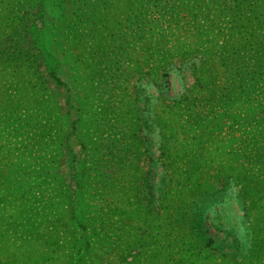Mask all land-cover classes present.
Wrapping results in <instances>:
<instances>
[{
    "label": "rangeland",
    "instance_id": "374dc122",
    "mask_svg": "<svg viewBox=\"0 0 264 264\" xmlns=\"http://www.w3.org/2000/svg\"><path fill=\"white\" fill-rule=\"evenodd\" d=\"M10 2L0 264H264V0ZM80 12L100 44L69 37ZM38 20L59 85L9 55Z\"/></svg>",
    "mask_w": 264,
    "mask_h": 264
},
{
    "label": "trees",
    "instance_id": "16d2710c",
    "mask_svg": "<svg viewBox=\"0 0 264 264\" xmlns=\"http://www.w3.org/2000/svg\"><path fill=\"white\" fill-rule=\"evenodd\" d=\"M20 3L21 0H11L10 6L13 8V10H15L16 9L15 5L18 6ZM26 13L27 12H25L24 14ZM23 18L24 16L23 17L21 16L18 17V19H16L15 16L14 19L16 20L14 21L13 32L10 34V37H14L15 35H18L19 33L18 30L21 28L20 26L22 24ZM37 23H39V20L34 21L32 25H29V28L32 29L31 36H34V40L38 41L35 43L36 45H34L36 46V49L33 48L32 51L28 54H25L23 48L20 50L17 49V51H12L9 55L12 57L11 60L14 61L15 64L21 63L22 65L25 62H28V68L32 69L31 74L37 76V80L40 79L43 80L45 83H48L50 79H52L53 81L56 82L57 85H59L61 84V80L56 76V68H57L56 60L53 57H51L45 50L43 52L42 38L41 36H39V27ZM67 23L69 29L68 32L69 37L71 38L73 37V39H76L77 36L79 43L85 44L88 41V39L91 37V35L94 37V40H92L93 42H97L98 44H100V42L103 41V38H101L100 36L103 35V29L99 25V21H97L96 18L93 17L92 12L91 15H89L87 12H80L77 16H75V18L70 17L67 20ZM41 24L43 25V21ZM220 204L222 205V208L219 211H217L215 215V219L217 223L221 221L222 215L225 216V218L230 217V214L227 213L228 212L227 208H225L226 205L228 204V199L222 201ZM242 210L244 211L243 217L240 218L237 215L234 216L239 217L241 220L246 219L248 220L249 223V215L247 213L245 205H243ZM231 218H233V216L230 217V219Z\"/></svg>",
    "mask_w": 264,
    "mask_h": 264
}]
</instances>
